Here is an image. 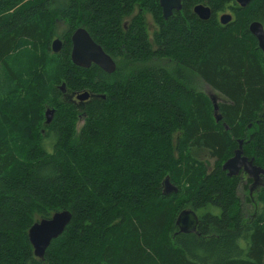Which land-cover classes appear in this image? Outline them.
Masks as SVG:
<instances>
[{"label": "trees", "instance_id": "16d2710c", "mask_svg": "<svg viewBox=\"0 0 264 264\" xmlns=\"http://www.w3.org/2000/svg\"><path fill=\"white\" fill-rule=\"evenodd\" d=\"M135 4L158 25L152 39ZM198 4L209 20L193 13ZM57 20L66 29L54 54ZM253 22L264 27V0H182L167 20L158 0H0V264H264V189L252 213L240 205V178L222 170L240 140L264 170ZM81 27L114 73L72 63ZM200 82L225 100L217 112ZM82 92L89 101L70 100ZM166 177L177 193L163 194ZM186 209L199 217L197 235L178 233ZM64 210L71 222L41 262L28 231Z\"/></svg>", "mask_w": 264, "mask_h": 264}, {"label": "water", "instance_id": "95a60500", "mask_svg": "<svg viewBox=\"0 0 264 264\" xmlns=\"http://www.w3.org/2000/svg\"><path fill=\"white\" fill-rule=\"evenodd\" d=\"M162 15L165 20L173 15V12H180L182 10V0H158ZM253 0H235L241 8H246ZM193 13L202 21H207L211 17V9L205 4H198L193 8ZM232 21L230 14H223L220 16L221 25H227ZM250 34L256 39L258 48L264 53V27L259 22H253L249 26ZM72 50L71 61L81 69H89L92 65L97 66L106 74H112L116 70L115 61L105 53L103 48L94 42L89 33L82 28L75 31L71 38ZM63 48V43L60 39H55L52 42L51 49L54 54H59ZM63 94L66 93V86H60ZM91 94L89 92H82L74 94L70 100L83 105L90 100ZM65 96V99H68ZM211 98V97H210ZM215 112L218 111L214 98H211ZM55 114L54 109H47L45 112V124L50 125ZM217 121L221 118L215 115ZM239 148L234 152V156L227 160L222 170L229 178L238 177L241 172L247 174L253 180V189L261 185L264 170L254 164V160L247 158L243 152L242 140L238 141ZM163 194L169 195L178 192V188L171 183L170 178L166 177L163 181ZM72 219V213L68 210L54 213L49 219H42L35 222L28 231V239L33 248V254L36 259L43 262L45 254L51 242L56 240L63 234L65 228L69 225ZM176 227L179 234H198L199 217L195 211L186 209L180 212L176 219Z\"/></svg>", "mask_w": 264, "mask_h": 264}, {"label": "rangeland", "instance_id": "374dc122", "mask_svg": "<svg viewBox=\"0 0 264 264\" xmlns=\"http://www.w3.org/2000/svg\"><path fill=\"white\" fill-rule=\"evenodd\" d=\"M142 6H143L144 9H148L147 5H142ZM148 21H149V23H148V29L149 30H147V32H148L149 36H151V35H153V34H155L157 32L158 25L155 22L152 14H151V16L148 15ZM127 25H126V27H127ZM65 29H66V27L62 23H57V27H56L57 31H56V35L54 37H57L59 39L63 38L62 37V32ZM198 87H199L198 90L200 92H203L209 98L210 97L214 98L216 103H220V102L224 103L225 102L224 99H222L213 89H211L206 84L200 82L198 84ZM82 124L83 123L81 122V124L79 125V128L82 126ZM254 129H255V126L252 129L250 128L249 131L251 132ZM175 140H176V137H175ZM206 163H208L209 164L208 167H210V166H212L214 164V160L207 159ZM246 187L247 186H245V188ZM237 192H238V196H239V198L241 200V201H239L240 205L243 208H245L247 210H250V212H252V213H256L259 210V207L262 205V197H263L262 196L263 191L261 189H254L253 191H252V189H250V191H248V189H244L243 187L239 186L238 189H237ZM263 202H264V197H263ZM40 220H42V219L37 218V221H40Z\"/></svg>", "mask_w": 264, "mask_h": 264}, {"label": "flooded vegetation", "instance_id": "af4514ba", "mask_svg": "<svg viewBox=\"0 0 264 264\" xmlns=\"http://www.w3.org/2000/svg\"><path fill=\"white\" fill-rule=\"evenodd\" d=\"M51 1H53V2H58L59 0H51ZM148 15H150L151 16V14L149 13V11H148V9H144V8H142L139 4H135L134 5V12H133V16L134 17H137V16H140L141 17V19L144 21V23H145V25H146V34L148 35V37L150 38V39H152L153 37H154V35L155 34H153V35H151V36H149V34H148V32H147V30H149L148 29V23H149V21H148ZM57 23H62L65 27H66V25H65V23H63V21H60L59 22V20H57ZM128 24V21L125 23V27H126V25ZM82 28V27H81ZM79 29V28H78ZM83 29V28H82ZM158 30H159V28H158ZM158 30H157V32H158ZM156 32V33H157ZM75 33V32H74ZM73 33V34H74ZM72 34V35H73ZM72 35H71V38H72ZM71 38H70V41H71ZM55 39H59V38H57V37H55L54 39H53V41L55 40ZM61 40V42L64 44V38H61L60 39ZM52 41V42H53ZM71 45H72V42H71ZM72 50V49H71ZM100 69V68H99ZM101 70V69H100ZM252 129V126H249V129ZM244 142V141H243ZM238 148H239V145H238ZM239 178H240V180H241V182H242V184L240 185L241 187H243L244 189H246L245 188V186H248V191H250V189H252V191L254 190V189H264V176H262V181H261V185L260 186H257V187H255L254 189L252 188L253 187V180H252V178H250L247 174H245V173H243V172H241L240 173V175L238 176ZM249 181H251L250 183H249Z\"/></svg>", "mask_w": 264, "mask_h": 264}, {"label": "bare ground", "instance_id": "6f19581e", "mask_svg": "<svg viewBox=\"0 0 264 264\" xmlns=\"http://www.w3.org/2000/svg\"><path fill=\"white\" fill-rule=\"evenodd\" d=\"M63 99V98H62ZM48 140V139H47ZM38 152V151H37Z\"/></svg>", "mask_w": 264, "mask_h": 264}]
</instances>
